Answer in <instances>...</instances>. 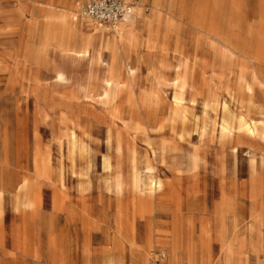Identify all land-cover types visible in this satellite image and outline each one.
Masks as SVG:
<instances>
[{"label":"rangeland","instance_id":"obj_1","mask_svg":"<svg viewBox=\"0 0 264 264\" xmlns=\"http://www.w3.org/2000/svg\"><path fill=\"white\" fill-rule=\"evenodd\" d=\"M82 2L0 0V264H264V0Z\"/></svg>","mask_w":264,"mask_h":264},{"label":"built area","instance_id":"obj_2","mask_svg":"<svg viewBox=\"0 0 264 264\" xmlns=\"http://www.w3.org/2000/svg\"><path fill=\"white\" fill-rule=\"evenodd\" d=\"M136 7L137 0H83L78 7L77 15L99 27L113 30L118 24L130 20ZM144 11H147V7ZM163 258L162 252L153 251L149 264H162Z\"/></svg>","mask_w":264,"mask_h":264},{"label":"bare ground","instance_id":"obj_3","mask_svg":"<svg viewBox=\"0 0 264 264\" xmlns=\"http://www.w3.org/2000/svg\"><path fill=\"white\" fill-rule=\"evenodd\" d=\"M136 8H138V7H136ZM99 41H100V47L101 48L111 49L114 52L116 50V48H117L116 47V43L120 41V38L116 39L114 37V38L111 39V38H104V37H102V38L99 39ZM77 54L79 56L80 55L88 56V55H90V49L88 48V46H86L83 51L78 52ZM111 84H112V81L111 80H106L105 81V86L106 87L107 86H110Z\"/></svg>","mask_w":264,"mask_h":264},{"label":"crops","instance_id":"obj_4","mask_svg":"<svg viewBox=\"0 0 264 264\" xmlns=\"http://www.w3.org/2000/svg\"><path fill=\"white\" fill-rule=\"evenodd\" d=\"M134 15V14H133ZM133 17V16H132ZM152 238V237H151ZM157 240H161V239H157Z\"/></svg>","mask_w":264,"mask_h":264}]
</instances>
